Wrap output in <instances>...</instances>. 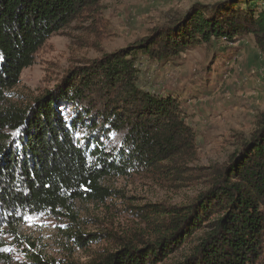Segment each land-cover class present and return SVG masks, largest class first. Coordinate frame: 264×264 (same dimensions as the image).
Instances as JSON below:
<instances>
[{
    "label": "trees",
    "instance_id": "1",
    "mask_svg": "<svg viewBox=\"0 0 264 264\" xmlns=\"http://www.w3.org/2000/svg\"><path fill=\"white\" fill-rule=\"evenodd\" d=\"M102 7V0H0L1 227L16 233L28 214H70L77 199L111 197L108 177L198 174L208 189L190 205L131 207L151 240L127 241L89 264H162L186 246L179 264H264V112L227 162L195 173L196 132L182 103L140 87L135 67L140 55L167 61L249 36L264 57V0L195 3L169 26L69 71L28 105L8 102L49 38L79 18L95 21Z\"/></svg>",
    "mask_w": 264,
    "mask_h": 264
},
{
    "label": "rangeland",
    "instance_id": "2",
    "mask_svg": "<svg viewBox=\"0 0 264 264\" xmlns=\"http://www.w3.org/2000/svg\"><path fill=\"white\" fill-rule=\"evenodd\" d=\"M217 1L102 0L95 21L79 18L49 38L6 98L24 107L55 88L69 71L89 68L103 55L169 26L195 3ZM135 67L140 87L173 95L182 103L183 115L196 132L198 157L190 164L195 173L227 162L264 112V57L252 36L214 40L167 61L140 55ZM197 175L184 181L146 175L108 177L103 185L111 189V197L77 199L70 214H28L16 233L0 225V264H36L38 256L57 264L70 260L89 264L127 241L141 246L151 238L131 207L190 205L208 189L207 179ZM28 216L40 220L30 222ZM81 234L91 236L81 241ZM188 252L187 246L182 247L162 264H179Z\"/></svg>",
    "mask_w": 264,
    "mask_h": 264
},
{
    "label": "snow or ice",
    "instance_id": "3",
    "mask_svg": "<svg viewBox=\"0 0 264 264\" xmlns=\"http://www.w3.org/2000/svg\"><path fill=\"white\" fill-rule=\"evenodd\" d=\"M27 219L30 221V222H39L40 218L39 217H34V216H28ZM40 226L43 227V223H40Z\"/></svg>",
    "mask_w": 264,
    "mask_h": 264
}]
</instances>
